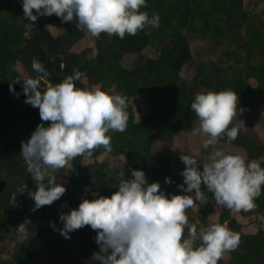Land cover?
Returning <instances> with one entry per match:
<instances>
[{"label":"trees","instance_id":"trees-1","mask_svg":"<svg viewBox=\"0 0 264 264\" xmlns=\"http://www.w3.org/2000/svg\"><path fill=\"white\" fill-rule=\"evenodd\" d=\"M141 10L157 13L159 27L123 39L101 33L88 46L75 19L68 28L54 14L29 24L21 0H0V264H99L91 258L99 251L95 230L85 225L66 239L59 232L58 216L83 198H95L93 194L110 196L121 180L131 177L132 169L143 170L149 183L159 182L166 196L181 193V154L155 144L171 141L179 131H193L197 118L190 104L198 92L228 89L237 94L233 123L241 125L239 134L231 142L226 137L218 141L243 149L248 160L264 167V144L254 128L256 123L264 125V8L252 10L244 0H147ZM192 36L218 47L219 55L196 58L190 53ZM146 48L153 55L145 54ZM33 59L48 73L41 88L61 82L76 69L81 73L76 87L114 88L127 98L129 114L124 132L107 133L110 152L97 147L90 157L77 156L52 173L66 190L35 211L28 192L35 191L36 182L26 171L21 143L38 124L49 122L40 120L37 108L5 111L4 103L12 94L25 100L24 78L41 75L31 68ZM102 152L111 159L99 160ZM165 177L171 182L165 183ZM201 190L206 202L185 210L189 224L197 231L211 223L226 224L240 238L238 247L225 252L218 264H264V186L255 208L248 211L218 205L203 185ZM20 223L24 234L17 230ZM18 233L22 237L5 246L4 240Z\"/></svg>","mask_w":264,"mask_h":264},{"label":"clouds","instance_id":"clouds-1","mask_svg":"<svg viewBox=\"0 0 264 264\" xmlns=\"http://www.w3.org/2000/svg\"><path fill=\"white\" fill-rule=\"evenodd\" d=\"M21 7L23 16L33 22L39 16L53 14L62 22L75 19L76 29L86 30L93 37L106 33L123 39L146 27H159L157 13L149 15L141 10L147 7V0H21ZM31 68L41 75L26 76L22 84L13 82L22 85L24 102L38 109L40 120L49 122L47 126L38 124L21 143L26 171L36 182L35 191L28 192L35 211L52 204L66 190L52 173L77 156L90 157L97 147L110 152L107 133L124 132L129 114L126 97L99 86L76 87L74 82L81 79L76 69L61 82L41 88L48 73L36 59ZM9 91H13L11 83ZM237 105L238 96L232 90L195 94L190 104L197 118L193 132L206 137L203 148L216 145L223 137L228 142L236 139L241 127L233 123ZM208 159L210 163H200L193 156L181 154L185 167L180 173L183 183L177 187L182 192L168 196L160 190L159 182L149 183L143 170L132 169L131 177L121 180L110 196L93 194L95 198H83L76 208L60 213L59 232L67 239L69 233L85 225L95 230L99 251L91 258L99 264H218L225 252L238 247L239 235L221 223L197 231L189 224L185 210L194 203L206 202L201 185L212 193L216 204L225 208H255L254 201L264 186V167L219 148ZM170 182L165 177V183ZM50 226L56 230L55 224L50 222ZM17 230L26 233L23 223Z\"/></svg>","mask_w":264,"mask_h":264},{"label":"rangeland","instance_id":"rangeland-1","mask_svg":"<svg viewBox=\"0 0 264 264\" xmlns=\"http://www.w3.org/2000/svg\"><path fill=\"white\" fill-rule=\"evenodd\" d=\"M252 10L260 11L264 8V0H244ZM45 16H39L36 21H30V23H37L39 21L45 20ZM65 27H69L70 22H64ZM85 34V42L88 46H93L94 44V37L91 36L86 30H84ZM190 50L196 58L201 59H208V58H214L217 55H219L220 51L218 50V47L211 45L208 41L200 38V37H194L192 36L190 38ZM147 55H153L152 50L150 48H146L143 51ZM107 92H116L114 88H110ZM5 103V111L10 110L12 107H15L16 109L23 110L28 106H31L30 104H27L24 102V99L20 98L16 94L10 95L8 98L4 100ZM248 117V116H247ZM137 118V115H136ZM255 130L257 131L259 137L261 138L263 144H264V125L256 123L254 125ZM206 137L199 134L194 133L193 131L190 132H183L179 131L177 132L171 139V141L167 142L164 139H161L156 142L155 148H166L171 154H184V155H190L195 157L200 163H210L208 157L209 154L216 149H221L226 153H239L241 155H244V151L241 148L235 147L234 145L223 143L218 141L216 145L210 146L209 148L205 149L202 147V141ZM124 154L120 155V159L123 160ZM264 159V154L263 157ZM99 160H107L109 161L111 159V156L108 155L105 152H102L98 156ZM198 163V166L202 168V164ZM195 202V201H194ZM192 208L195 210L197 208V204L194 203ZM209 218L216 219L215 214H209ZM242 220H245V218L240 217ZM22 237L20 233L12 235L7 237L4 240V244L7 247H10L15 240H19Z\"/></svg>","mask_w":264,"mask_h":264}]
</instances>
